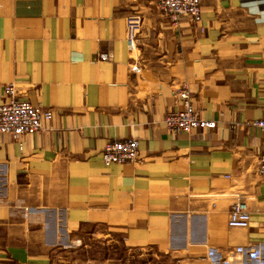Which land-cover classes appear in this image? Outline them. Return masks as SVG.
<instances>
[{"label": "crops", "instance_id": "crops-1", "mask_svg": "<svg viewBox=\"0 0 264 264\" xmlns=\"http://www.w3.org/2000/svg\"><path fill=\"white\" fill-rule=\"evenodd\" d=\"M7 84L54 117L0 133V264H119L67 257L90 228L175 264H264V133L247 124L264 116V0H201L175 23L157 0H0V102ZM184 87L215 128L168 130ZM128 137L138 160L104 166ZM240 198L246 229L228 226Z\"/></svg>", "mask_w": 264, "mask_h": 264}, {"label": "built area", "instance_id": "built-area-1", "mask_svg": "<svg viewBox=\"0 0 264 264\" xmlns=\"http://www.w3.org/2000/svg\"><path fill=\"white\" fill-rule=\"evenodd\" d=\"M158 8L176 22L180 16H187L197 21L201 15V0H157ZM100 59H107L106 53L99 54ZM13 84L4 87V98L0 102V133H9L14 140H19L31 132H37L53 120V111L42 105H33L29 101L20 100ZM179 96L184 104L182 110L169 113L165 124L172 133L186 132L204 127L213 129L215 121L203 120L194 109L189 90L184 87L179 91ZM248 125L259 128L264 133V116L251 121ZM140 141L135 137L109 141L102 151V163L106 167L116 164L131 163L138 160ZM257 172L264 177V151L258 157ZM251 212L246 201L242 198L233 203L228 217V226L231 228L246 229L250 226Z\"/></svg>", "mask_w": 264, "mask_h": 264}, {"label": "rangeland", "instance_id": "rangeland-1", "mask_svg": "<svg viewBox=\"0 0 264 264\" xmlns=\"http://www.w3.org/2000/svg\"><path fill=\"white\" fill-rule=\"evenodd\" d=\"M67 257L75 260H119V264H175L153 250H129L118 237H111L103 228H90L83 237V246L71 248ZM76 264V263H74Z\"/></svg>", "mask_w": 264, "mask_h": 264}]
</instances>
